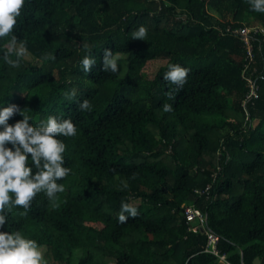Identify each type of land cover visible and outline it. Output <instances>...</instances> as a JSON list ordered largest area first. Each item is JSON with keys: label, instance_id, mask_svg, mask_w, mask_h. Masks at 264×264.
Returning <instances> with one entry per match:
<instances>
[{"label": "trees", "instance_id": "obj_1", "mask_svg": "<svg viewBox=\"0 0 264 264\" xmlns=\"http://www.w3.org/2000/svg\"><path fill=\"white\" fill-rule=\"evenodd\" d=\"M140 26L146 37H131ZM241 26L258 28L252 59L231 32ZM261 28L264 12L249 0H26L14 26L27 46L18 66L3 60L9 37L0 38V103L37 121L71 117L77 133L61 137L64 191L14 207L4 230L35 238L49 264H223L220 254L264 264ZM83 43L96 58L89 73ZM105 48L121 58L116 73L102 70ZM170 63L190 69L182 86L164 79ZM251 72L258 94L244 107ZM83 99L90 111L78 109ZM122 202L138 215L120 223ZM186 206L204 214L202 230L190 229Z\"/></svg>", "mask_w": 264, "mask_h": 264}, {"label": "clouds", "instance_id": "obj_2", "mask_svg": "<svg viewBox=\"0 0 264 264\" xmlns=\"http://www.w3.org/2000/svg\"><path fill=\"white\" fill-rule=\"evenodd\" d=\"M25 2L0 0V38L9 37L3 46L2 58L13 67L20 64L27 51L26 42L14 32ZM249 4L254 11L264 12V0H249ZM131 37L145 38L146 28L140 26ZM82 47L86 54L81 58L80 65L84 72L89 73L96 64V58L91 54V45L83 43ZM103 53L102 70L118 72L120 56L111 48H105ZM44 59L54 60L55 56L49 53ZM167 68L165 80L181 86L186 82L189 68L178 63H170ZM64 95L73 99L76 91L72 89ZM77 103L80 110L92 109L88 99ZM24 109L16 103H0V264H47L42 246L35 238L22 234L20 230H4V225L14 207L29 209L38 193L43 192L51 201L57 193L64 191V184L58 181L68 175L71 168L64 165L67 146L61 137L77 133V125L71 117L56 114L37 121ZM163 110L171 111L172 105L163 104ZM15 114H20L22 118L9 123ZM124 187H127L126 183ZM24 214L21 212V215ZM137 215L136 206L122 202L118 218L120 223L129 216Z\"/></svg>", "mask_w": 264, "mask_h": 264}, {"label": "built area", "instance_id": "obj_3", "mask_svg": "<svg viewBox=\"0 0 264 264\" xmlns=\"http://www.w3.org/2000/svg\"><path fill=\"white\" fill-rule=\"evenodd\" d=\"M258 31V28L252 27V26H241L237 27L231 32L237 36H239L245 43L246 48L248 50V56L250 59L254 57L253 55V34H255ZM261 31H264L263 28H261ZM248 91L246 96L243 100L244 107L247 105L248 102H251L258 94V84L257 79L253 76V72L245 76ZM185 214L187 222L190 225V229L193 231L202 230L205 226V220L206 217L203 213H201L198 209H196L193 206H186L185 207ZM219 240V236L213 233H209V243H208V249L211 252L216 253L217 255L220 253L217 247V242ZM220 259L223 264H231L229 261L226 260L225 255L220 254Z\"/></svg>", "mask_w": 264, "mask_h": 264}, {"label": "rangeland", "instance_id": "obj_4", "mask_svg": "<svg viewBox=\"0 0 264 264\" xmlns=\"http://www.w3.org/2000/svg\"><path fill=\"white\" fill-rule=\"evenodd\" d=\"M163 62L162 61H159V62H151L150 66L148 67V71L152 72V71H156L159 67L160 64H162ZM42 250H43V253L44 251L46 250L45 247H42ZM46 259V257H45ZM47 260V264H49L48 262V259Z\"/></svg>", "mask_w": 264, "mask_h": 264}, {"label": "water", "instance_id": "obj_5", "mask_svg": "<svg viewBox=\"0 0 264 264\" xmlns=\"http://www.w3.org/2000/svg\"><path fill=\"white\" fill-rule=\"evenodd\" d=\"M257 261H258V258H257Z\"/></svg>", "mask_w": 264, "mask_h": 264}]
</instances>
